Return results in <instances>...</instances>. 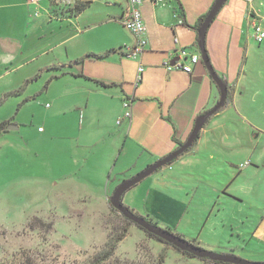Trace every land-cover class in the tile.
I'll use <instances>...</instances> for the list:
<instances>
[{"label":"rangeland","instance_id":"1","mask_svg":"<svg viewBox=\"0 0 264 264\" xmlns=\"http://www.w3.org/2000/svg\"><path fill=\"white\" fill-rule=\"evenodd\" d=\"M41 7L33 12V28L42 23L44 30L29 38L14 64L0 66V122L12 127L0 133V264H86L124 228L113 253L120 263L155 264L163 253V264H203L110 206L115 188L156 160L143 166L151 152L132 137L108 141L109 114L63 113L74 98L101 107L103 97L74 88L70 77L50 80L56 69L47 67L69 45L52 49L58 25H47ZM250 30L254 76L242 83L235 103L216 126L211 119L205 124L189 150L127 190L122 203L205 250L264 261V240L251 234L264 213V52H258L264 42ZM96 136L98 149L84 145Z\"/></svg>","mask_w":264,"mask_h":264},{"label":"crops","instance_id":"2","mask_svg":"<svg viewBox=\"0 0 264 264\" xmlns=\"http://www.w3.org/2000/svg\"><path fill=\"white\" fill-rule=\"evenodd\" d=\"M79 2L88 5L76 13L73 6ZM214 2L141 0L138 8L146 28V44L139 57L131 58L125 56L124 50L119 51L124 45L134 46L136 42L135 36L121 23L128 6L126 0H0V66L14 64L29 48V38L44 30L42 23L33 28V12L42 6L47 25L54 22L58 25V36L52 49L69 45L60 52L56 62L49 65L56 68L50 80L70 77V82L78 86L74 88L103 97L101 107L94 103L90 106L89 100L82 103L74 98L71 105L63 108V113L83 108L84 112L98 109L109 114L113 127L108 132L104 130L102 135L107 132L108 141L114 140L113 144H118L125 136L136 139L151 152L143 165L146 166L177 149L178 142L190 134L195 118L214 106L219 98L218 87L201 61L197 46L198 25ZM254 19L263 25L264 0H227L207 29L205 48L208 58L227 85V97L232 101L230 104L227 99L223 109L210 117L214 126L223 117L225 107L235 103L242 83L254 76L248 68L251 54L248 40L252 37L250 29ZM242 39H245L244 43H241ZM180 49L187 52L186 58H178L175 51ZM258 52H264V44ZM191 54L199 57V61L192 65V72L166 69V63L182 61L190 64ZM79 59L82 62H75ZM139 65L143 66V71L141 79L135 83ZM125 100L129 103L130 117L123 116ZM204 129L205 125L196 140ZM38 132L44 133L45 129H38ZM99 139L96 136L93 143L84 145L98 149ZM136 165L137 162L130 166L135 168ZM263 219L264 213L251 231L252 237L261 242L264 240ZM207 263L212 262H203Z\"/></svg>","mask_w":264,"mask_h":264},{"label":"water","instance_id":"3","mask_svg":"<svg viewBox=\"0 0 264 264\" xmlns=\"http://www.w3.org/2000/svg\"><path fill=\"white\" fill-rule=\"evenodd\" d=\"M226 1L227 0H215L211 9L204 17L200 26L198 27L197 46L199 50L200 59L207 68L212 80L215 82L216 86L218 87L219 90L218 101L210 109L206 110L204 113L200 114L195 118L190 134L188 135L186 140L180 146H178L177 149L172 151L167 156L157 160L150 166L144 168L142 171L132 176L131 178L127 180L125 179L121 184H119L113 191L112 195L110 196L109 204L113 209L117 210L123 217L132 221L135 225L161 238L165 242L169 243L171 246L179 250L193 254L198 258H207L209 261H222V262H230L235 264H264V261H250L233 254H224V253H217V252L205 250L189 242L188 240H185L181 236L173 232H170L167 229L158 227L155 224L148 222L147 220H145V218L134 213L127 206H124V204L122 203V196L127 190H129L131 187H133L135 184L140 182L145 177L149 176L159 168L169 164L175 158L179 157L182 153H184L185 150H187L198 138L201 129L210 119V117L219 108L224 106L227 98L228 87L223 82V80L218 76V74L214 71V68L210 63L205 48V36L210 23L213 21V19L215 18V16L217 15V13L219 12V10L222 8V6ZM6 128L10 129L12 127L7 126ZM14 128H17V125H15Z\"/></svg>","mask_w":264,"mask_h":264},{"label":"built area","instance_id":"4","mask_svg":"<svg viewBox=\"0 0 264 264\" xmlns=\"http://www.w3.org/2000/svg\"><path fill=\"white\" fill-rule=\"evenodd\" d=\"M128 3L127 9L122 15L121 23L122 25L129 30L136 39L135 45L131 47H123L124 52L126 53V56L131 58L139 57L140 54L144 50V46L146 44L145 34H146V28L144 26V22L141 16V12L138 8V4L141 0H126ZM252 28H253V37L258 43H261L264 40V28L259 23L257 19H254L252 21ZM178 58H186L188 55L187 52L184 49L176 50L175 51ZM190 64H184L182 61L174 62L173 64L166 63V69L171 70L173 68L175 69H181L184 72L190 73L192 72V65L196 64L199 61V57L196 54H191L189 56ZM143 71V66L139 65L138 67V74L137 79L135 83H138V81L141 79V73ZM123 107L125 108L124 117H130L131 111L129 108V103L125 100L123 103ZM119 121V120H118ZM39 130H42L39 128Z\"/></svg>","mask_w":264,"mask_h":264},{"label":"trees","instance_id":"5","mask_svg":"<svg viewBox=\"0 0 264 264\" xmlns=\"http://www.w3.org/2000/svg\"><path fill=\"white\" fill-rule=\"evenodd\" d=\"M87 5H88V3L87 2H79V3H77V4H74V6H73V10L76 12V13H78V12H80V11H82L84 8H86L87 7ZM205 17V16H204ZM204 18H202L201 19V22H202V20H203ZM201 24V23H200ZM200 24L198 25V26H200ZM260 44V43H259ZM120 50H122L123 51V48L121 47L120 49H119V51ZM126 56V55H125ZM97 58H99L100 56H96ZM75 62H77V63H80V62H82V59H79V60H76ZM48 69H52V67H49ZM56 69V68H55ZM97 81V80H96ZM98 83H100V84H102L101 82H99V81H97ZM103 85V84H102ZM227 96H228V94H227ZM228 99V97L226 98V101H225V105H226V103H227V100ZM127 101V100H126ZM217 101H218V99H217ZM216 101V102H217ZM124 103V102H123ZM224 105V106H225ZM223 106V107H224ZM221 109H223L222 107L221 108H219L215 113H217L219 110H221ZM214 113V114H215ZM213 114V115H214ZM8 124V122H0V133H2V132H4V131H7L6 130V125ZM186 140V139H185ZM184 141H182V142H178V146H180L182 143H183ZM196 142V141H195ZM194 142V143H195ZM190 149V147L187 149V150H189ZM186 150V151H187ZM185 151V152H186ZM183 154V153H182ZM181 154V155H182ZM176 159V158H175ZM174 159V160H175ZM173 160V161H174ZM150 166V165H149ZM148 167V166H147ZM160 169V168H159ZM129 208V207H128ZM131 210V209H130ZM132 211V210H131ZM125 218V217H124ZM143 218H145V217H143ZM125 220L127 221V223H130V224H134L132 221H130V220H128V219H126L125 218ZM145 220H146V218H145ZM148 222H150V223H152V220L149 218L148 220H147ZM135 225V224H134ZM135 226H137V225H135ZM139 229H141V230H143L149 237H151V238H153V239H155L156 241H159V242H161V243H164V244H167V245H170L169 243H167V242H165L164 240H162L161 238H159V237H157V236H155V235H153V234H151V233H149V232H147V231H145L144 229H142L141 227H139V226H137ZM167 230H169L170 232H172V228H168L167 227ZM125 233H126V229L124 228L123 229V232L120 234V235H118L117 237H115V238H110L106 243H105V245H104V247H103V249L102 250H100L99 252H97L94 256H93V258H91L86 264H143V263H140V262H137V261H128V260H126V261H124V262H118V259H116V260H114L113 259V253H114V250L117 248V244H118V241H121L124 237H125ZM177 234V233H176ZM178 235V234H177ZM180 236V235H179ZM189 242H191V241H189ZM194 241H192L191 243H193ZM194 244V243H193ZM196 245V244H195ZM171 246V245H170ZM199 246V245H198ZM173 247V246H172ZM200 247V246H199ZM175 248V247H174ZM179 253H181L183 256H185V257H188V258H197V259H199V260H201V261H203V262H212V263H214V264H235V263H230V262H222V261H209L207 258H198V257H196V256H194L193 254H190V253H188V252H185V251H182V250H179V249H177V248H175ZM225 254V253H224ZM229 254H232V253H229ZM165 255L163 254V253H160L159 254V256H158V259H156L155 260V264H163L164 263V259H165V257H164ZM29 263L28 264H33L32 262H30L29 260H27Z\"/></svg>","mask_w":264,"mask_h":264}]
</instances>
